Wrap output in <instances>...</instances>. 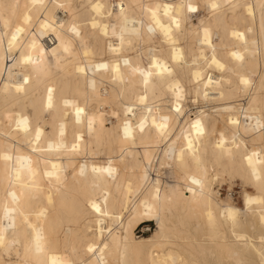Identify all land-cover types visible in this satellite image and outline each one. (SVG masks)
<instances>
[{
    "label": "bare ground",
    "instance_id": "1",
    "mask_svg": "<svg viewBox=\"0 0 264 264\" xmlns=\"http://www.w3.org/2000/svg\"><path fill=\"white\" fill-rule=\"evenodd\" d=\"M226 176L253 186L243 207L214 189ZM10 253L264 264V0H0V264Z\"/></svg>",
    "mask_w": 264,
    "mask_h": 264
},
{
    "label": "rangeland",
    "instance_id": "2",
    "mask_svg": "<svg viewBox=\"0 0 264 264\" xmlns=\"http://www.w3.org/2000/svg\"><path fill=\"white\" fill-rule=\"evenodd\" d=\"M86 4V3H85ZM84 10L83 6L79 3L78 4V11L82 12ZM193 21L197 22V18L193 16ZM75 45L77 46V42H75ZM44 83V80H41L40 82V87L42 86L41 84ZM104 87H108L107 82H102L100 83V88L101 91H103ZM111 105L114 106V104L111 102ZM106 108V106H104ZM107 109V108H106ZM26 110L29 114L32 115L33 113V108L31 105H26ZM45 118L47 116L45 115ZM108 122V121H107ZM41 124V122H39ZM110 125V123H107ZM47 130L49 127L46 128ZM113 149V145L111 144H106V145H99L98 150L105 151L106 153H103L100 155L101 160H106V157L108 156V151L110 154H112L113 157L116 156V153ZM171 165V164H170ZM167 166H161V173H160V178L164 181H172L173 180V175L176 173V170H174L173 166L171 165ZM230 177L226 176L224 180H222L219 184H214V189L215 186L216 188H219L220 191V198L226 199V197L230 194L232 197V200L238 207H243V189H246L250 192L254 191L253 186H250V184H247L242 181V179L239 176H233L229 179ZM244 183V184H243ZM156 221L155 220H147L142 222L136 229L135 233L137 235H149L156 229ZM11 249L13 252L16 253H21V249L16 245L15 241H11ZM6 258V264L15 260L16 255L13 253H10L9 255L5 256Z\"/></svg>",
    "mask_w": 264,
    "mask_h": 264
},
{
    "label": "snow or ice",
    "instance_id": "3",
    "mask_svg": "<svg viewBox=\"0 0 264 264\" xmlns=\"http://www.w3.org/2000/svg\"><path fill=\"white\" fill-rule=\"evenodd\" d=\"M190 10L195 11V9H190Z\"/></svg>",
    "mask_w": 264,
    "mask_h": 264
}]
</instances>
